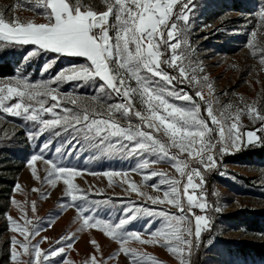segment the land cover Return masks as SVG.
<instances>
[{
	"label": "snow or ice",
	"instance_id": "6c2138e0",
	"mask_svg": "<svg viewBox=\"0 0 264 264\" xmlns=\"http://www.w3.org/2000/svg\"><path fill=\"white\" fill-rule=\"evenodd\" d=\"M102 3L106 7L104 11H97L83 0H75L74 3L72 0H36L35 8L44 10L40 14L44 16L45 23H36L34 20L23 22L18 17L7 20L4 12L0 10V41L36 46L29 56L43 51L55 53L57 57H78L87 61L85 64L69 65L47 83H30L21 78L15 79L14 82H0V112L18 117L23 115L26 120L42 125L41 132L59 127L60 131H54V135L58 136L61 132L70 130L71 133H82L84 139L101 154L122 153L125 157H142L138 159L137 167L132 169L142 175V183L137 185L135 181H128V187L152 204L167 203L180 213H156L165 218V225L148 233L149 239H143L142 234L136 231L126 230V225L137 219L139 209L135 204L124 210V216L116 224L97 216L98 209L93 206V202H90L87 194L72 182V178L78 175V170L45 160V164L51 165L50 170H46L45 182L54 185L56 178L62 176L66 195L71 200L69 206L76 209L82 221V228L97 229L118 243L117 255L123 253L128 257L129 264H145L146 261L160 264L155 257L126 247L130 241L142 245L159 244L175 256L179 264H190L191 253L199 245L202 227L207 224L206 217L197 215L194 211H204L207 208L206 198L197 192L204 184L202 169L215 167L217 151L223 153L230 148L238 150L239 142L245 135L249 144H264V136L257 135L258 132L264 133V112L253 103L237 108L235 113L227 117L223 112L218 116L211 100L205 98L202 90H198L196 96L205 105L206 115H202L201 104L196 103L191 95L182 89L179 92L172 91L160 83L163 81L166 85H172L173 81L179 80L181 83L187 81L198 84L201 80H208L207 76L196 75L197 72H203L202 67L195 65L185 52L178 51L182 43L187 45V42L177 38L179 29L172 19L177 16L175 8L180 3L178 18L187 22L191 0H102ZM21 7L23 5L17 3L13 11ZM112 17L114 22H110ZM258 19L256 29L250 33L252 39L248 46L253 56L260 53L258 62L261 71H264V47H258V43H261L258 36H264V5L260 8ZM51 63H55V60ZM51 63L46 65L45 70L51 67ZM162 65L173 68L178 76H171L163 70ZM154 77L159 80H154ZM97 78L103 81L98 91L103 93L104 99H94L104 111L81 105L78 97L71 96L68 97L69 102L83 111L63 107L58 101V89L50 86L51 83L62 81L88 82ZM133 80L135 87L131 84ZM205 86L211 96L214 93L212 84L206 83ZM113 96L120 97L121 100L107 103ZM49 97L57 103L46 106V98ZM168 97L187 101L189 104L177 105L170 102ZM13 99H17V102L9 103ZM136 99L141 105L140 108L135 107ZM58 107L63 115L55 111ZM228 107L231 108L232 105ZM46 114L52 118L43 119ZM242 114H246L253 122H259L260 126L256 130L241 133L239 123ZM105 115L108 118H104ZM130 116H135L139 123H134ZM121 119L127 121V127L119 123ZM228 120L231 122L226 123ZM209 121L214 127L210 126ZM161 134L167 138V142L160 138ZM47 146L46 143L44 147ZM171 149L176 152L173 153ZM153 156L155 159H150ZM182 156L186 158L181 159ZM41 159L43 157L40 155L31 157L32 162ZM193 160L201 167H191L190 161ZM161 161L171 164L181 180L169 177L163 172L144 171L149 169L150 165ZM54 173L56 178H53ZM32 174L40 179L35 168L32 169ZM103 175L127 177L128 172L106 171ZM154 177L160 179L147 186L162 192V197L141 191L147 181ZM196 178H199V183L195 182ZM182 180L186 182L183 183L181 191ZM161 185L167 187L162 188ZM17 187L19 188V185ZM189 189L192 190L191 193ZM13 203L20 207L19 202L13 200ZM31 208L35 211V201L31 202ZM144 211L150 212L148 209ZM8 219L10 230L23 238H11L13 264H52L53 257L62 256L66 249L73 246L68 243L59 248L42 250L39 243L32 244V239L39 231L29 230L28 225L32 222L27 218L26 210L22 217L23 225L12 217ZM65 239L71 240L72 237H61V241ZM91 243L99 253L100 246L94 240ZM24 256L28 259H22ZM58 264L73 262L64 258ZM85 264H108V261L92 255Z\"/></svg>",
	"mask_w": 264,
	"mask_h": 264
},
{
	"label": "rangeland",
	"instance_id": "374dc122",
	"mask_svg": "<svg viewBox=\"0 0 264 264\" xmlns=\"http://www.w3.org/2000/svg\"><path fill=\"white\" fill-rule=\"evenodd\" d=\"M74 3L75 0H72ZM85 4L92 5L97 11L106 10L102 0H83ZM19 3L21 8L14 6ZM36 0H0V10L4 12L7 20L19 18L23 22L34 20L36 23H45L46 20L42 13V8H35ZM264 0H191L188 12V21L185 22L178 18L181 5H176L174 22L179 29L178 39L186 41L187 45H181L178 51L185 52L186 55L203 68V72H197L198 76H207L205 82L201 80L197 83H181L179 80L173 81L172 85H166L163 81L160 83L172 91L179 92L181 89L193 97L196 103L201 104V114L204 113V102L196 96L198 90H202L206 99L211 100L214 111L218 116L223 112L227 117L235 113L237 108H243L246 104L255 103L257 107L264 112V71H261V65L258 62V56H253L249 48V42L252 39L250 33L256 29L259 19L258 14ZM35 9V10H28ZM114 22V17L110 18ZM258 47H264V36H258ZM176 41H173L175 43ZM29 47L26 53L21 54V47ZM190 46V48L188 47ZM34 45H19L7 41H0V56L9 60L15 71L10 78H0V82H14L15 79L21 78L30 83L50 82L62 70H66L69 65L85 64L84 58L57 57V54L40 51L35 56L29 54L35 50ZM55 54V55H54ZM170 56V53L168 54ZM55 60V63L51 61ZM51 63V67L45 70L46 65ZM164 71L171 76H178L177 71L162 65ZM154 80H159L154 77ZM103 83L98 78L88 82L71 80L58 83H51L52 88L58 89V101L63 107L73 108L75 111H83L82 108L71 104L68 97H78L79 104L88 106L90 109L95 108L97 111H104L100 104L94 98L104 99L103 93L98 91L99 86ZM206 83H211L214 93L210 96ZM133 87L135 81H131ZM88 87L94 89L92 93L81 92L79 89ZM85 89V88H84ZM242 98V99H241ZM48 105L57 103L49 98ZM170 102L177 105H188L189 102L168 97ZM120 97L113 96L112 100L107 103H116ZM17 99L9 103L15 104ZM228 105H232L231 108ZM135 107L140 108L138 99L135 101ZM56 112H61L58 107ZM92 113L90 112V115ZM50 115H44L43 119H51ZM104 118H108L106 115ZM134 123H139L135 116H130ZM222 119L224 117H221ZM228 120L226 123H230ZM119 123L127 127V121L121 119ZM210 126L211 122L209 121ZM260 126L259 122H253L246 114L240 117L239 128L241 133L256 130ZM214 127V126H213ZM42 125L31 120H26L22 116H11L7 113L0 112V153L8 147H25L28 142L31 145L39 144L42 147L47 143L56 142L63 137L54 135V131H60V128L54 130H43ZM215 136V133H213ZM57 136V138H56ZM260 136H264L261 133ZM160 138L167 142V138ZM247 136L239 142V149L230 148L227 152L216 153V165L210 169H202L204 184L198 193L203 194L207 201V208L204 211L194 209L197 215H204L207 224L202 227L198 247H195L190 256V264H236L234 254L238 247L246 245H258L264 249V232H250L241 223L232 221L230 217L235 215L248 214L252 211H264V159H253L250 161L227 163V156L235 155L241 151L252 148L253 144L247 142ZM259 144H255L258 148ZM220 145H217V149ZM173 153L175 149H171ZM121 166L127 167L124 171L128 172L127 177L122 176H105L104 172H87L79 171L78 175L72 178L73 184L83 193L87 194V199L93 202V206L98 209L96 215L102 219L108 220L113 224L119 222L124 216V210L130 205L135 204L139 211L137 219L132 220L126 225V230L136 231L142 234L143 239H149L148 233L159 230L165 225V218L156 215L161 211L175 213L179 215L177 209L171 205L152 204L144 197L131 191L128 187V181H135L137 185L142 183V175L137 174L135 169L138 159L135 156L125 157ZM3 157V158H2ZM0 157V179L14 181V185H0V264H13L11 260L10 241L13 236L22 240L18 233L12 232L11 224L8 217L19 221L22 225V217L27 213V218L31 220L28 225L29 230H37L39 234L32 239V244L39 243L42 250L59 248L68 243H72V248L66 249L62 256L52 258V264L64 258L69 259L73 264H85L92 255L98 259L107 260L108 264H129V259L123 253L119 252V244L111 238L105 236L97 229H83L82 221L79 219L75 208L71 204L70 197L66 195V185L63 183V177L56 178V183L50 184L45 182L47 171L51 165L45 164L46 159L29 161L18 170L19 164L13 161L12 156ZM186 157H181L185 159ZM155 159V157H150ZM31 165V166H29ZM191 167L200 168L201 165L196 161H190ZM35 168L37 179L32 174ZM144 171H156L167 173L169 177L181 180L179 173L171 164L161 161L157 164L150 165L149 169ZM96 173V174H92ZM160 177H154L147 181L141 191L147 192L152 196H161L162 192L153 190L147 185L156 183ZM111 182V184H110ZM182 180L181 191L183 183ZM199 183V178H196ZM19 185V188L17 187ZM166 188L167 185H161ZM128 189L125 191L124 189ZM38 189V191H33ZM191 189L189 192L191 193ZM13 200L20 203V207L13 203ZM35 201V211H32L31 202ZM117 201V202H115ZM186 202V197H185ZM82 203V201H77ZM113 203H117L121 208L120 215L117 218L113 210H109ZM111 209V208H110ZM145 209L150 212L144 211ZM108 211V212H107ZM106 212V215H105ZM87 215V213H85ZM71 236V240L61 241V237ZM47 237L45 240L44 238ZM95 241L100 246V252H96L91 241ZM43 241V242H41ZM57 241H61L57 243ZM195 243V240H194ZM126 247L134 248L140 253H146L155 257L160 264H179L178 260L170 254L165 247L159 244H140L136 241H130ZM109 257L115 259L109 260ZM22 259L27 260L24 256ZM145 264H151L146 261Z\"/></svg>",
	"mask_w": 264,
	"mask_h": 264
},
{
	"label": "trees",
	"instance_id": "16d2710c",
	"mask_svg": "<svg viewBox=\"0 0 264 264\" xmlns=\"http://www.w3.org/2000/svg\"><path fill=\"white\" fill-rule=\"evenodd\" d=\"M28 48L27 46L21 47V54L26 53ZM14 71L15 69L9 60L0 56V78H10L14 75ZM79 90L88 94L92 93L94 89L89 90L88 87L82 86ZM63 134L61 139L48 144L47 148L39 144L31 145V142H28L25 147H13L11 145V147L3 149L0 157L12 156L13 161L19 164L16 172H19L33 155H40L46 160L57 162L60 166L79 171L103 172L126 170L125 168L127 167L120 165L123 159L122 155L117 153L111 155L101 154L97 148L92 147L84 139L82 133H71L70 130L69 132H63ZM255 144H259L258 148L255 147ZM253 147L254 149L248 148L235 155L227 156L225 158L226 162L236 163L253 159H264V144L256 142L253 144ZM2 184L13 186L14 181L0 179V185ZM113 204L108 211L113 210V214L118 218L120 215V211L118 210L121 208L117 206V203ZM230 218L232 221L241 223L250 232H264V211H252L248 214L241 213ZM235 252L234 258L236 264H264V249L258 245L238 247Z\"/></svg>",
	"mask_w": 264,
	"mask_h": 264
},
{
	"label": "built area",
	"instance_id": "2783aa9c",
	"mask_svg": "<svg viewBox=\"0 0 264 264\" xmlns=\"http://www.w3.org/2000/svg\"><path fill=\"white\" fill-rule=\"evenodd\" d=\"M257 135H259V136H260V135H261V133H260V132H258V133H257ZM256 145H257V144H256Z\"/></svg>",
	"mask_w": 264,
	"mask_h": 264
}]
</instances>
